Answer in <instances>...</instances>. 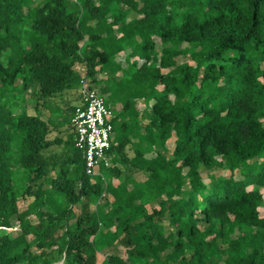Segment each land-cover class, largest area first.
I'll use <instances>...</instances> for the list:
<instances>
[{"label": "trees", "instance_id": "1", "mask_svg": "<svg viewBox=\"0 0 264 264\" xmlns=\"http://www.w3.org/2000/svg\"><path fill=\"white\" fill-rule=\"evenodd\" d=\"M82 83L120 105L102 180L27 113ZM262 192L264 0H0V264H264Z\"/></svg>", "mask_w": 264, "mask_h": 264}, {"label": "built area", "instance_id": "2", "mask_svg": "<svg viewBox=\"0 0 264 264\" xmlns=\"http://www.w3.org/2000/svg\"><path fill=\"white\" fill-rule=\"evenodd\" d=\"M80 95L81 106L70 119L74 131V147L82 153L84 174L102 180L97 169L109 166L107 151L112 136L113 115L101 95L85 83L81 85Z\"/></svg>", "mask_w": 264, "mask_h": 264}, {"label": "crops", "instance_id": "3", "mask_svg": "<svg viewBox=\"0 0 264 264\" xmlns=\"http://www.w3.org/2000/svg\"><path fill=\"white\" fill-rule=\"evenodd\" d=\"M78 68L81 69L82 66H79ZM93 89H95V88H93ZM76 92L78 93V98H79L78 99V102H74V105H72V106L69 105V103L66 102L67 104H65L66 106L64 107V109H66L67 112H68V118H67V120L69 119V121L71 119V116L75 112V110L78 109L81 106V102H80V100H81L80 90H77ZM53 100H48V101H53ZM25 103H26V107H27V113L29 115L39 117L41 120H43L47 124H49V130H50V132H49V139H52V138H54L55 136H57L58 134L61 133L63 135V139L66 138L67 136H72V140H74V131H73L72 128L70 129V125L69 124L66 123V124L63 125V124H61V121H56L55 123H50L49 122V116L48 115L50 114V111H48L45 108V106H44V103L45 102H40V101L39 102H35V100L30 99V100H28V102H25ZM140 105H141V102H137L136 105H135V108L138 109V107H140ZM116 106H119V109H117ZM108 107L110 108L113 117L120 111V105L119 104H115L113 106L112 105H109ZM113 107H114V109H113ZM62 154L63 153H62L61 148L56 147V148L50 149L49 151L44 152L45 162L48 163V164L54 163L56 160H58L60 157H62ZM107 157H108V162H109V165H110V163H111L110 155L107 154ZM132 176L135 177L136 174L135 173H132ZM111 183L114 185V184L117 183V181L115 179H112L111 180ZM103 197H104V193H103V196H101V198H100V200H99L98 203H101V201H102L101 199ZM30 201H31V198H27L25 201L18 202V204H17L18 211L21 212V211L25 210L27 204ZM78 212H79L78 206L77 205L73 206L72 207V213L74 215H76V214H78ZM33 216L34 215L30 216V218H33ZM35 223L36 222H33L32 224H35ZM99 227H100V225H99ZM13 232H15L16 234L13 235L12 237L18 235L19 232H20L19 229H18V227L16 226V224L11 228L10 236H11V234ZM29 238L30 237L27 236L26 240H28ZM55 249H56V246L55 245L50 248V250H55ZM116 249H117L118 253H120V251H122V248L119 247V246H117ZM110 250H112V249H110ZM30 251L31 252H34V253H39L40 252V250L39 249H36V248H31ZM118 255H120V254H118ZM102 260H103V257L100 254H96V261H97V263H100ZM62 262H63V259L61 257L58 260L54 259L51 262V264H62Z\"/></svg>", "mask_w": 264, "mask_h": 264}, {"label": "rangeland", "instance_id": "4", "mask_svg": "<svg viewBox=\"0 0 264 264\" xmlns=\"http://www.w3.org/2000/svg\"><path fill=\"white\" fill-rule=\"evenodd\" d=\"M156 44H157V42H156ZM175 59L177 62H181V61H186L188 63L190 62V60L186 57L185 58L178 57ZM93 87L97 90L96 86H93ZM57 96L58 97L55 98L53 101H46L44 103V106L48 111H50V114L48 115L50 123H55L56 121H61V124L64 125L67 123V118H68V112L66 109H64V107L66 106L65 104L69 103V105L72 106V105H74V102H78V99H79L78 93L76 91H63V92L57 94ZM114 107H113V109H114ZM116 108L119 109V106H116ZM209 173L210 172H204V171L201 172V178H202L204 183L208 182ZM215 174H218V173H215ZM261 194L264 198V193L262 192ZM258 213H259V216L264 215V206H261L260 208H258ZM28 218H30V217H28ZM33 218L29 219L30 223L36 222V220H37L36 217L33 216ZM15 234L16 233L13 232L11 234V236H13ZM120 252H122V251H120Z\"/></svg>", "mask_w": 264, "mask_h": 264}]
</instances>
